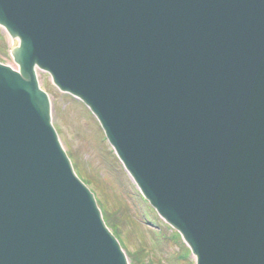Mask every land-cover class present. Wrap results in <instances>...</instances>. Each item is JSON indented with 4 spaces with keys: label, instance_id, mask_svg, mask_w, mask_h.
Returning a JSON list of instances; mask_svg holds the SVG:
<instances>
[{
    "label": "water",
    "instance_id": "95a60500",
    "mask_svg": "<svg viewBox=\"0 0 264 264\" xmlns=\"http://www.w3.org/2000/svg\"><path fill=\"white\" fill-rule=\"evenodd\" d=\"M0 26V264H128L36 69L195 264H264V0H0Z\"/></svg>",
    "mask_w": 264,
    "mask_h": 264
},
{
    "label": "rangeland",
    "instance_id": "374dc122",
    "mask_svg": "<svg viewBox=\"0 0 264 264\" xmlns=\"http://www.w3.org/2000/svg\"><path fill=\"white\" fill-rule=\"evenodd\" d=\"M38 81L49 97L51 123L58 139L76 173L99 202L109 228L117 233L128 262L194 264L180 236L140 196L84 103L59 91L49 74L38 71ZM102 205H106L105 210ZM136 251L141 259L133 256Z\"/></svg>",
    "mask_w": 264,
    "mask_h": 264
},
{
    "label": "trees",
    "instance_id": "16d2710c",
    "mask_svg": "<svg viewBox=\"0 0 264 264\" xmlns=\"http://www.w3.org/2000/svg\"><path fill=\"white\" fill-rule=\"evenodd\" d=\"M111 227H113L115 230H117V227H115V225H111ZM133 256L137 257L138 259H141L140 257H138L139 255H136L135 253H133Z\"/></svg>",
    "mask_w": 264,
    "mask_h": 264
},
{
    "label": "bare ground",
    "instance_id": "6f19581e",
    "mask_svg": "<svg viewBox=\"0 0 264 264\" xmlns=\"http://www.w3.org/2000/svg\"><path fill=\"white\" fill-rule=\"evenodd\" d=\"M136 255H139V252L138 251H136V253H135Z\"/></svg>",
    "mask_w": 264,
    "mask_h": 264
}]
</instances>
